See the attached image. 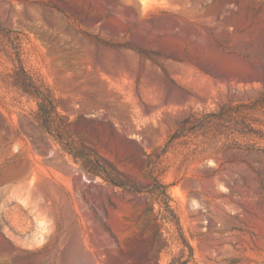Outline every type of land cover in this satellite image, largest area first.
I'll return each instance as SVG.
<instances>
[{"label":"rangeland","instance_id":"rangeland-1","mask_svg":"<svg viewBox=\"0 0 264 264\" xmlns=\"http://www.w3.org/2000/svg\"><path fill=\"white\" fill-rule=\"evenodd\" d=\"M0 26L142 190L82 171L0 52V264H168L182 237L188 264H264V0H0Z\"/></svg>","mask_w":264,"mask_h":264},{"label":"trees","instance_id":"trees-1","mask_svg":"<svg viewBox=\"0 0 264 264\" xmlns=\"http://www.w3.org/2000/svg\"><path fill=\"white\" fill-rule=\"evenodd\" d=\"M14 34L13 30L0 26V46H2L0 52L12 64L10 75L12 85L28 95L35 103L34 118L40 127L58 143L60 148L70 156L82 171L130 191L142 192L140 187L129 181L111 162L99 155L94 148L84 146L74 138L68 127V120H64L58 110L59 98L47 84L40 81L27 69L23 48L13 43L14 40L20 41V38L18 35L14 36ZM3 41L6 42L3 43ZM191 119L192 117L184 120L178 125L177 129L192 124ZM156 188L160 189L161 194L165 196L166 211L176 217L170 205L169 185L156 180ZM181 242L188 249L189 255L185 259L174 257L168 264H188L193 258L192 245L184 237H182Z\"/></svg>","mask_w":264,"mask_h":264}]
</instances>
